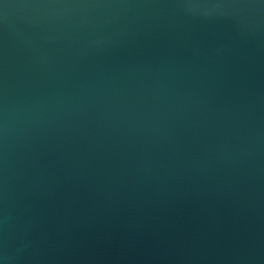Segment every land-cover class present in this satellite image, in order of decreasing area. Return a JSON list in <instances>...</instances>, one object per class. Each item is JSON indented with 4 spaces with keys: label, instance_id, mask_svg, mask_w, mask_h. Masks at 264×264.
<instances>
[{
    "label": "water",
    "instance_id": "water-1",
    "mask_svg": "<svg viewBox=\"0 0 264 264\" xmlns=\"http://www.w3.org/2000/svg\"><path fill=\"white\" fill-rule=\"evenodd\" d=\"M0 264H264V0H0Z\"/></svg>",
    "mask_w": 264,
    "mask_h": 264
}]
</instances>
